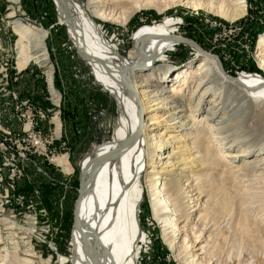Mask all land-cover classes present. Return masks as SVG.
<instances>
[{
  "label": "bare ground",
  "instance_id": "bare-ground-1",
  "mask_svg": "<svg viewBox=\"0 0 264 264\" xmlns=\"http://www.w3.org/2000/svg\"><path fill=\"white\" fill-rule=\"evenodd\" d=\"M53 1L59 23L69 31L63 53H69L68 46L82 52L84 64L107 87L118 112L112 140L103 142L100 150L98 146L93 148L85 160L80 181L83 191L77 221L72 225V261L62 258L60 264H139L145 249L153 246L157 237L147 231L148 225L143 226V212H147L144 200H148L161 242L171 248L178 264H264V32L257 40L253 59L260 74H237V69L232 70L231 64L215 55L209 45L183 37V17L167 16L177 13L171 14L172 8L183 6L231 24L247 15L251 1ZM23 2L8 1L11 11L7 19L16 38L14 70L26 71L29 64L48 68L41 90L44 97L50 95L46 99L49 107L41 106L45 123L39 125V131L30 132L27 121L22 128L17 127L16 96L10 98L4 107L9 116L1 118H8L12 124L0 125V138L3 145L13 146L17 133L42 152L47 143L51 156L56 155L47 162L70 175L73 169L68 152L57 156L53 151L54 142L60 143L63 133V95L55 86L50 64L58 48L49 44L53 37L50 30L18 19L21 10H29ZM143 10L164 15L159 22L139 28L123 56L119 53L121 33ZM179 43L200 52L196 51L198 54L181 69L169 68L162 62ZM71 56L68 54V63L73 67L76 64L72 72L77 73L79 65ZM239 62L238 69L242 67ZM72 72L71 80L77 81ZM55 73L62 81L59 70ZM21 77L11 74L10 84ZM77 85L74 99H78L69 96V102L75 104L85 99L88 90L84 84ZM30 88L28 85L15 91L10 86V94L33 96ZM82 107H75L81 111L80 117L73 119L83 118ZM72 132L68 139L75 141ZM42 133L47 136L38 139ZM64 145L62 142L61 147ZM32 164L46 175L35 162ZM28 169L30 163L24 165L13 159L10 151L0 149V185L11 186ZM3 171L13 177L3 175ZM2 196L0 209H5L7 191ZM17 248L1 250L0 246V264H36L19 256Z\"/></svg>",
  "mask_w": 264,
  "mask_h": 264
},
{
  "label": "rangeland",
  "instance_id": "rangeland-1",
  "mask_svg": "<svg viewBox=\"0 0 264 264\" xmlns=\"http://www.w3.org/2000/svg\"><path fill=\"white\" fill-rule=\"evenodd\" d=\"M8 1L0 0V77H8L9 81H11V74L12 77L14 75L18 77L23 75L19 79V82H13L10 86L15 88V91H19L20 89L27 88L29 85L31 87L30 89H33L32 95L34 99H39L42 102V108H48L49 100L46 99L50 95L47 93L46 97H44L45 94L41 90V80L45 79V72L48 68L29 64L27 65L28 68L26 71L22 70L18 73L16 67L15 69L17 71L14 70V42L16 38L11 30V24L7 19V15L11 11L8 8ZM80 1L84 2L86 0ZM250 1L251 4L248 8L247 15L243 19L231 24L228 22L225 23L222 18L214 17L207 12L191 11L183 8V6H178L176 9L172 8L171 14L173 12L177 13L173 15L167 14V16L183 17L181 18L184 26L182 28L183 37L197 38L201 42L209 45L210 50H213L215 55L222 56V60L231 64L230 67H232V70L237 69V74H251L255 72L251 68L245 71L243 69L252 63L256 66L253 60L256 44L253 46L252 43H257L260 34L264 32V30L261 31L260 29V27H264V0ZM23 5H27L29 10H21V13L16 15L18 19L23 20L22 22L35 28L39 29L42 26L41 29L45 30L47 28L50 30L49 34L51 33L53 37L50 38L51 40L49 39V44L51 45L53 43L58 48H55V57L51 54L52 60H50V64L52 63L54 67V81L56 76L58 80V75L55 73L56 70H59L62 79V81L58 80L56 82V86H59L64 101L61 105L63 133L62 141L60 143L57 141L54 142V146H56L53 151H55V154L57 153V156L68 152V160L73 172L70 175L63 174L62 172L64 171L61 167H56L58 165H54L53 162L48 163L46 157L48 147L43 149L45 155L40 156L42 152L41 148L32 147L29 141H26L17 133L14 135L12 139L13 146L20 145V149L25 151L46 175L36 171L37 167H34L30 163V169L26 170L22 178L23 180L19 181V183L16 181L11 186L5 184L0 185V188L2 190L4 189L3 193L6 194L7 191L8 194V205L5 209H0V246L1 250L6 249V247L12 250L14 246L18 245L17 254L36 264H60L59 259L62 258H68L72 261L71 255L73 254V248L70 250V243L74 222V206L78 198V190L80 188L85 160L93 148L98 146L100 150L103 147V142L112 140V125L118 112L116 101L111 97V93L107 87L103 85L97 76L92 75L90 68L84 64L82 52L72 50L71 46H68L69 57L71 55V57H75L78 63L77 65H79L77 73L72 72V68L76 64L74 67L70 66L68 63L69 58L67 60L68 54L62 51V48H67L64 44H68L66 41L69 37V31H66L68 29L65 25L63 26L59 23L57 18L58 9L55 1L24 0ZM153 13L151 14V10H148V12L141 11L137 14L135 20L132 19L128 24L127 31L121 33V48L119 49L121 55H126L130 45L133 43L132 36L139 28L144 25L149 26L153 22H159L163 18L164 14L158 15L159 13ZM185 18L188 19L185 20ZM181 44L179 43V46L166 56L162 63L166 64L169 68L181 69L190 62L196 51L198 53L200 52V50L198 51L190 45ZM243 53H246L245 57ZM232 56H234L233 59L229 60ZM237 61H240L239 63L242 65L239 69L236 68ZM31 70L33 71L32 73L30 72ZM70 72L76 74L78 77L77 81L71 80ZM237 74L234 73V75ZM1 79L4 80L3 78ZM65 79H67V82H64ZM77 82V88L81 84H84L85 87L87 86L88 90L85 95L91 93L90 99L97 104L95 108L89 100L88 104H90V108L92 107V110H98L97 112L102 111L104 113L103 117L87 119L85 116L86 112L84 111L85 115L82 116L83 118H72L80 117L79 111L81 110L76 111L75 107L83 108L82 106H84L83 100H78L76 104L75 102H69V96L71 99L75 97V84ZM26 83L28 84L26 85ZM24 85L26 86L24 87ZM71 85L72 87L68 89V86ZM8 93L3 92V89L0 88V98L4 99V105L0 108L1 117H4V115L6 117L9 116L6 110L4 111V107L9 103L10 98L14 96ZM77 99L78 97L74 100ZM2 111L4 112L2 113ZM45 128L47 129V125ZM70 130L74 132L75 141L68 139ZM62 142L65 143L63 147H61ZM26 145H28L29 149L22 148V146L24 147ZM54 157L49 154L51 160ZM36 191L38 192L37 196ZM147 201L144 200L142 203H145L143 206L147 211L145 212L143 209V213H146V215L142 216V223H144V228L148 225L149 230H146L151 232V234H157V237L154 238L153 246L145 249L146 252L143 253L139 264H178L171 248L161 242L160 234L157 232L156 220L151 216Z\"/></svg>",
  "mask_w": 264,
  "mask_h": 264
},
{
  "label": "built area",
  "instance_id": "built-area-1",
  "mask_svg": "<svg viewBox=\"0 0 264 264\" xmlns=\"http://www.w3.org/2000/svg\"><path fill=\"white\" fill-rule=\"evenodd\" d=\"M0 78L4 79L3 81H0V87L3 89V92H9V95H10V91H12V90L10 89V82H9L8 77H0ZM11 95L16 96V97H14V113H16V121L19 123L17 127L22 128V124L24 123V121H27L30 123V132L39 131V125H42L43 123H45V121L43 120V113L41 112L42 102L39 99L35 100L34 97L31 95H26V94L20 93V92H17V95H15L13 93H11ZM88 95L85 96V99L83 100L84 101L83 102L84 103V111L86 112L87 119L88 118H95V117H103L104 113H102V111L97 112L98 110H92V107L90 108V104H88L89 100L95 108L97 107V104L95 101H92L90 99L91 93ZM3 103L4 102L0 101V108L2 107ZM105 114H106V112H105ZM11 124H12V122H8V118H1V115H0V125H7L8 126ZM42 135L43 136L38 138V139H42V138H45L47 136L43 133H42ZM22 148L29 149L28 145H26L24 147L22 146ZM46 148H47V143H46ZM0 149H2V151H10L11 157L15 160L23 162L24 165H25V163H34L30 159H28L24 155L23 152H21L22 150L20 149L19 146H5V145H3L1 138H0ZM42 154L45 155V152L43 151ZM46 154H47L46 157L48 159L49 154H52V153L47 151ZM3 175H10V177H13L7 171H3ZM21 180H23V179H18V183ZM2 192H3L2 188H0V200H2V198L5 197V196H2ZM37 194H38V192H36V196H37Z\"/></svg>",
  "mask_w": 264,
  "mask_h": 264
},
{
  "label": "water",
  "instance_id": "water-1",
  "mask_svg": "<svg viewBox=\"0 0 264 264\" xmlns=\"http://www.w3.org/2000/svg\"><path fill=\"white\" fill-rule=\"evenodd\" d=\"M124 87H126L127 88V86L124 84ZM121 145H119V147H120ZM118 147V148H119ZM82 191H83V188H82V185H81V188H80V193H79V195H78V198H77V200H76V205H75V210H74V224H76V221H77V214H78V206H79V203H80V199H81V193H82Z\"/></svg>",
  "mask_w": 264,
  "mask_h": 264
},
{
  "label": "trees",
  "instance_id": "trees-1",
  "mask_svg": "<svg viewBox=\"0 0 264 264\" xmlns=\"http://www.w3.org/2000/svg\"><path fill=\"white\" fill-rule=\"evenodd\" d=\"M263 28V29H262ZM260 29H261V31H263L264 30V27H260ZM263 33V32H262ZM254 44H256V43H252V45L254 46ZM250 68L252 69V70H254L255 72H254V74L255 73H257V72H259L258 71V69L256 68V66L254 65V64H251L250 66H248V67H245V69H243L244 71L245 70H250ZM251 70V71H252ZM57 75V74H56ZM56 82H58V80H57V76H56V78H55V86H56ZM58 89H59V86H56ZM65 114V113H64ZM62 117H63V114H62ZM145 203H146V201H145ZM145 203H144V205H145Z\"/></svg>",
  "mask_w": 264,
  "mask_h": 264
}]
</instances>
